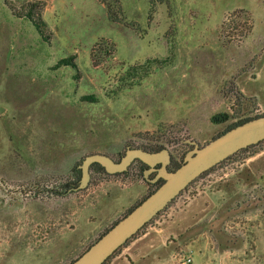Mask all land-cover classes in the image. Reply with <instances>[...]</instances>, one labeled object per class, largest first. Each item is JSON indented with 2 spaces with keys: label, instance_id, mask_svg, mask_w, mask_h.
<instances>
[{
  "label": "rangeland",
  "instance_id": "obj_1",
  "mask_svg": "<svg viewBox=\"0 0 264 264\" xmlns=\"http://www.w3.org/2000/svg\"><path fill=\"white\" fill-rule=\"evenodd\" d=\"M263 113L264 0H0V264H69L161 181L135 161L59 187L86 155L161 146L174 168L188 141ZM106 264H264V143L194 180Z\"/></svg>",
  "mask_w": 264,
  "mask_h": 264
},
{
  "label": "water",
  "instance_id": "obj_2",
  "mask_svg": "<svg viewBox=\"0 0 264 264\" xmlns=\"http://www.w3.org/2000/svg\"><path fill=\"white\" fill-rule=\"evenodd\" d=\"M263 140L264 113L223 131L202 145L188 141L193 145L192 149L186 152L182 162L173 169L168 168L171 157L165 148L148 151L140 147H127L118 160L103 153L86 155L78 165L81 178L72 190L87 186L93 164L100 165L109 174H115L126 171L135 159L148 166L146 173L149 170L155 171L156 174L150 182H161L69 264H105L202 173L239 150Z\"/></svg>",
  "mask_w": 264,
  "mask_h": 264
},
{
  "label": "trees",
  "instance_id": "obj_3",
  "mask_svg": "<svg viewBox=\"0 0 264 264\" xmlns=\"http://www.w3.org/2000/svg\"><path fill=\"white\" fill-rule=\"evenodd\" d=\"M20 17H24V18H26V19H29L32 23H33V25L35 26V28L37 29V31L41 34V36H42V38L45 40L46 38H47V36L44 34V27H45V22H44V20L41 18V14L40 13H38L37 14V16L35 17L33 14H32V10H30V9H28L27 11H26V13L25 14H18ZM72 59H73V57L72 56H69V57H67V58H62V59H60V60H58V62H57V65H71V66H73V67H75V64H74V62L72 61ZM82 99L83 100H91V101H93L94 100V96H92V95H84V96H82ZM255 116H257V115H255ZM252 117H254V116H247V117H244V118H242V119H239V120H237L236 122H234V123H232V124H230V126H228V128L227 129H229V128H231V127H233V126H235V125H237V124H239V123H242L243 121H245V120H247V119H249V118H252ZM226 129V130H227ZM222 133V132H221ZM262 143H264V140L263 141H261V142H259V143H257V144H254V145H251V146H248L247 148H244V149H241V150H239L238 152H236L235 154H233V155H231V156H229L228 158H226L225 160H228V159H231L232 157H234V156H236L237 154H239V153H243V152H248V151H250V150H252V149H254V148H256V147H258L259 145H261ZM142 149H144V150H148V151H158V150H160V149H163L161 146L159 147V148H157V149H147V148H142ZM115 160V159H114ZM135 161H139V160H136L135 159ZM134 161V162H135ZM224 161V160H223ZM140 163H142L141 161H139ZM182 162V161H181ZM221 163V162H220ZM142 164H144V163H142ZM180 164V163H179ZM179 164H177V166L179 165ZM169 169H173V168H170V167H168ZM175 168V167H174ZM213 168V167H212ZM212 168H210L209 170H211ZM91 170H93V171H95V172H97V173H104V174H109V173H107L104 169H103V167H101L100 165H98V164H93L92 166H91V168H90ZM78 170L80 171V169L78 168ZM78 170H77V172H78ZM90 170V171H91ZM128 170V169H127ZM126 170V171H127ZM209 170H207L206 172H204V173H202L200 176H202V175H204L205 173H207ZM74 171H75V168H74ZM73 170H71V173H72V175H75V173L76 172H74ZM126 171H124V172H122V173H125ZM115 174H119V173H115ZM78 175V174H77ZM199 176V177H200ZM161 182V181H160ZM76 185V180H73V182H67V183H63V184H61L59 187H62V188H66V187H68V190H70V189H72L73 188V186H75ZM59 187H55V188H53V189H50V190H45L46 192H48V193H53V194H58L59 193ZM130 210V209H129ZM128 210V211H129ZM150 223V222H149ZM119 251V250H118ZM118 251H116V253L118 252ZM115 253V254H116ZM114 254V255H115ZM113 255V256H114ZM113 256H111L107 261H106V263L113 257ZM105 263V264H106Z\"/></svg>",
  "mask_w": 264,
  "mask_h": 264
},
{
  "label": "crops",
  "instance_id": "obj_4",
  "mask_svg": "<svg viewBox=\"0 0 264 264\" xmlns=\"http://www.w3.org/2000/svg\"><path fill=\"white\" fill-rule=\"evenodd\" d=\"M257 76H258V74L256 73V78L253 79V80H257ZM253 80H251V81H253ZM247 88L250 89L251 91L254 90V89L251 87L250 83H249V85H248Z\"/></svg>",
  "mask_w": 264,
  "mask_h": 264
},
{
  "label": "built area",
  "instance_id": "obj_5",
  "mask_svg": "<svg viewBox=\"0 0 264 264\" xmlns=\"http://www.w3.org/2000/svg\"><path fill=\"white\" fill-rule=\"evenodd\" d=\"M187 261H189V259H187Z\"/></svg>",
  "mask_w": 264,
  "mask_h": 264
},
{
  "label": "flooded vegetation",
  "instance_id": "obj_6",
  "mask_svg": "<svg viewBox=\"0 0 264 264\" xmlns=\"http://www.w3.org/2000/svg\"><path fill=\"white\" fill-rule=\"evenodd\" d=\"M145 165V164H144ZM146 166V165H145ZM147 168H148V166H147Z\"/></svg>",
  "mask_w": 264,
  "mask_h": 264
}]
</instances>
